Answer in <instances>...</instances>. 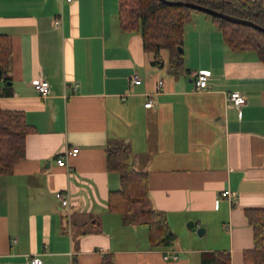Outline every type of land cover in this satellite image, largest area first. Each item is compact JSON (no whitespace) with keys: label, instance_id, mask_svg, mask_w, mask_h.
<instances>
[{"label":"crops","instance_id":"crops-1","mask_svg":"<svg viewBox=\"0 0 264 264\" xmlns=\"http://www.w3.org/2000/svg\"><path fill=\"white\" fill-rule=\"evenodd\" d=\"M117 12V0H0L11 91L0 107L21 110L33 128L24 157L0 175V264H30L32 256L95 264L108 251L116 264H200L209 250L253 264L243 261L252 245L244 208L264 210V63L251 50L228 49L211 19L196 13L184 25L183 68L168 67L166 48L162 66L153 64L139 31L122 29ZM199 69L210 71L203 89L193 83ZM133 72L141 79L130 86ZM38 76L49 83L44 96L33 86ZM231 90L245 102L232 104ZM116 140L147 172L149 204L165 211L172 245L151 247L146 225L107 209L109 190L120 185L106 165ZM72 147L77 153L58 165ZM224 188L231 198L220 195ZM58 189L69 191L68 206L55 199ZM166 250L178 257L164 259Z\"/></svg>","mask_w":264,"mask_h":264},{"label":"trees","instance_id":"trees-1","mask_svg":"<svg viewBox=\"0 0 264 264\" xmlns=\"http://www.w3.org/2000/svg\"><path fill=\"white\" fill-rule=\"evenodd\" d=\"M187 1L248 19L264 29V0ZM117 5L120 27L139 31L142 47L152 53L153 64L162 66L160 50L166 48L168 67L175 71L183 68V49L179 51V48H183L184 25L196 9L162 0H117ZM204 13L219 29L228 49L251 50L264 63V30ZM9 61V36L0 33V96L11 92L6 84ZM32 130L21 110L0 107V175L10 172L24 157L25 137ZM106 165L110 170H117L120 179L119 187L108 192L107 209L123 215L129 222L146 225L151 247L172 245L176 234L169 226L165 211L150 206L147 172L133 166L129 145L118 140L112 142L106 148ZM244 214L252 229V245L243 251V261L264 264V210L262 207H246ZM95 264H116L114 253L104 252ZM200 264H231L229 252L203 251Z\"/></svg>","mask_w":264,"mask_h":264},{"label":"built area","instance_id":"built-area-1","mask_svg":"<svg viewBox=\"0 0 264 264\" xmlns=\"http://www.w3.org/2000/svg\"><path fill=\"white\" fill-rule=\"evenodd\" d=\"M62 1V0H60ZM56 25H61V18H56L54 20ZM210 77V71L208 69H199L193 73V83L196 89H203L206 88L208 85V80ZM140 76L137 72H133L129 76V85L132 86L138 82H140ZM33 86L35 90L38 92L40 96H44L49 91V83L48 81L41 77H35L33 79ZM162 85V80L158 79L155 82V91H159ZM76 85H74L75 87ZM228 98L232 104H234L236 107L243 104L245 102V96L239 91V90H231L228 93ZM152 98L151 96L148 97L147 101L144 102V106H150L152 104ZM78 151V147H72L69 150L65 152V154L59 155L56 158V162L58 165H67L66 158L68 155H75ZM234 192H232L228 188H224L220 191L221 196H225L227 198H231L233 196ZM55 199L58 201V203L61 206H68L69 205V191L67 189H58L54 192ZM162 257L164 259L172 258L176 259L178 257V254L174 251L166 250ZM30 264H40L41 259L38 256H32L29 259Z\"/></svg>","mask_w":264,"mask_h":264},{"label":"water","instance_id":"water-1","mask_svg":"<svg viewBox=\"0 0 264 264\" xmlns=\"http://www.w3.org/2000/svg\"><path fill=\"white\" fill-rule=\"evenodd\" d=\"M164 2H168V3H181V4H184V5H187L193 9H196V10H201L203 12H207L209 14H212V15H216L220 18H223V19H226V20H229V21H232V22H236V23H241V24H245V25H250V26H253L255 28H258L260 30H264L261 26H259L258 24L248 20V19H245V18H239L237 16H234V15H231V14H227V13H224V12H220V11H217V10H214L212 8H209V7H206V6H203V5H200V4H197L195 2H191V1H187V0H177V1H169V0H162ZM182 47L179 48V51H182ZM10 82L8 81L7 84H9ZM187 227H190L192 228L193 230H195L197 232V234H201L203 232V227H195L194 226V223L189 220L187 223H186Z\"/></svg>","mask_w":264,"mask_h":264},{"label":"rangeland","instance_id":"rangeland-1","mask_svg":"<svg viewBox=\"0 0 264 264\" xmlns=\"http://www.w3.org/2000/svg\"><path fill=\"white\" fill-rule=\"evenodd\" d=\"M196 13H198V14H202V15H205V16H207L208 18H210L208 15H206V13H204L203 11H201V10H193L192 11V14H191V18L193 19V15L194 14H196ZM250 52H253V51H250Z\"/></svg>","mask_w":264,"mask_h":264}]
</instances>
